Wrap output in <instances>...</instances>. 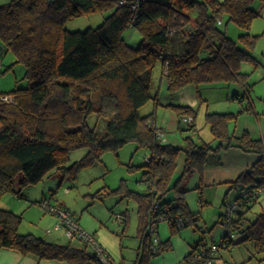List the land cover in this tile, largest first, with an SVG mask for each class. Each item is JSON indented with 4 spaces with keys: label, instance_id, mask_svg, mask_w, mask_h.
I'll return each mask as SVG.
<instances>
[{
    "label": "trees",
    "instance_id": "obj_1",
    "mask_svg": "<svg viewBox=\"0 0 264 264\" xmlns=\"http://www.w3.org/2000/svg\"><path fill=\"white\" fill-rule=\"evenodd\" d=\"M256 1L139 0L137 10L133 9L134 0L127 4L119 0H12L0 4L4 51L14 50L18 61L27 67L29 81L26 87L0 93V200L8 193L27 198L25 189L52 171L75 179L84 168L102 161L106 151H118L128 142L138 141L152 152L145 164L149 185L146 191L129 190L126 195L138 202V236L143 249L137 261L151 264L154 256L170 249V238L161 241L157 251L152 250L149 226H159L164 213L185 219L184 226L169 221L172 234L192 223L197 225L200 213L190 208L186 196L189 177L197 171L202 176L213 153L239 147L258 153L259 159L232 182L233 188L241 190L236 198L238 206L242 203L247 207L231 216L232 230L240 238H228L226 231L222 240L227 247L250 242L252 256L262 254L264 262V210L255 219L247 218L246 212L259 197L248 201L242 193L264 182V140L248 131L240 136L231 133L230 123L237 117L234 112L208 113L219 144L190 143L185 148L184 170L175 178L182 148L159 136L164 130L157 125L155 111L141 112L150 101L157 108L161 104L158 90L153 89L158 63L167 76L171 95L192 83H247L248 73L241 71L243 62L259 64L252 52L258 35L250 32L260 14L254 7ZM94 12L109 14L97 27L74 31L66 27L68 20ZM225 17L241 27L238 39L221 26ZM129 27L143 35L138 46L129 44L124 35ZM95 91L101 95L98 104L93 100ZM6 95L12 100H4ZM168 105L181 124L186 116H193L189 129L195 128L194 107ZM94 113L108 119L105 132L89 123ZM82 147L88 148L86 154L68 164L71 152ZM118 190L121 187L112 191ZM221 216L225 219L227 211ZM121 217L125 231L129 222L126 212ZM22 220V214L0 207V248L70 264H104L85 241L78 247L73 239L59 243L22 233ZM205 241L203 237L198 243ZM180 264H194L192 252Z\"/></svg>",
    "mask_w": 264,
    "mask_h": 264
},
{
    "label": "rangeland",
    "instance_id": "obj_2",
    "mask_svg": "<svg viewBox=\"0 0 264 264\" xmlns=\"http://www.w3.org/2000/svg\"><path fill=\"white\" fill-rule=\"evenodd\" d=\"M11 1L0 0V4H7ZM260 1L262 0H257V3ZM108 14L102 12L82 14L68 20L66 27L73 31L97 27ZM221 26L235 39H238L242 32L241 27L234 21H228L227 17L223 19ZM250 32L258 35L252 52L258 58L259 64L251 61L243 62L241 71L248 73L247 83H243L241 80H219L200 84L192 83L183 87L187 89L183 91L186 95L181 100L184 104L197 110L195 129H189V124L186 122L179 127L176 122H172V112L176 111L171 105L159 104L157 108L154 101H150L141 109L144 115L155 111L157 125L161 129L165 128L166 140L164 141L182 148L177 159L175 178L182 173L186 157L185 148L190 143L209 142L214 147L219 144L220 140L215 139L212 126L208 122V113L234 112L237 117L230 123L232 132L235 129V131L243 133L245 129H248L252 137L264 140V15L261 14L254 19ZM124 35L132 46H138L143 38V35L135 27H129ZM178 39L176 37V43L179 41ZM5 48V43L0 39V93L10 91L15 87H26L29 84L26 78V65L18 61L14 50L4 51ZM162 72V64L158 63L154 69L153 89L158 90L159 96L161 86L164 87L165 92H169L168 80L164 78ZM241 83L249 89L245 105L239 99H231L238 89L241 90V93L245 92ZM100 97V92L93 93L95 103L100 102ZM249 99L252 101L251 109L245 107ZM178 100L174 99L173 101L176 103ZM89 123L99 132H105L108 119L94 113L89 117ZM87 151V147L73 150L68 164L82 158ZM151 156L152 152L148 146H141L138 141H130L118 151H106L102 161L84 168L77 178H62L60 173L52 171L40 182L25 189L27 198H20L15 194L8 193L0 200V207L13 211L17 208L18 211L15 212L23 215L20 225L22 233H34L49 241L55 239L59 243H67L72 239L66 235L63 229H55L59 220L58 216L49 212L39 201L44 199L46 203L50 202L52 205L64 204L75 213L84 229L96 235L98 242L117 264H133L139 259L140 250L143 247L141 238L138 236V202L133 196L126 194L129 190L146 191L148 189L149 180L145 174V164ZM197 174L200 172H194L189 177L187 187H191V189L186 196L190 208L194 212L199 211L200 213L198 224L192 223L185 226L174 235L185 233L189 237L194 236L193 241L205 236V239L210 241L213 239L220 241L224 233L228 231L224 217L219 218L223 209H225L223 213L227 211L225 208L227 206L223 202L227 187L220 184L214 187L203 186L205 187L204 196L208 202L202 206L200 190L193 188L196 185ZM119 187H121L120 191H112ZM239 195L238 188L231 189L227 205L235 203ZM246 208V205L241 203L233 216L236 217L237 211H244ZM263 210L264 194L248 209L246 216L249 219H255L257 214ZM125 212L129 222L124 231V225L118 215L123 216ZM57 233L62 234V237L55 238L54 235ZM171 234L169 221L161 220L154 236L165 241ZM73 243L78 247L84 246V241L80 239H73ZM254 260L258 261V258ZM136 264L141 263L137 261Z\"/></svg>",
    "mask_w": 264,
    "mask_h": 264
},
{
    "label": "crops",
    "instance_id": "obj_3",
    "mask_svg": "<svg viewBox=\"0 0 264 264\" xmlns=\"http://www.w3.org/2000/svg\"><path fill=\"white\" fill-rule=\"evenodd\" d=\"M254 7L260 13L259 16L261 14L264 15V0L258 3L256 1L254 4ZM163 76L164 78L167 79V76L165 74ZM164 81L165 79L163 80V84H164ZM241 84L243 85L245 92L241 93V90L238 89L231 96V99H239L243 103V105H245L247 96H249V89L243 83ZM186 89L187 88L185 89L183 88V90L177 91L173 95H171L170 92H165L164 87L161 86V90H160L161 104L168 105L170 103H174L173 101L174 99H177V100L179 99L174 104L186 105L181 100V98L185 97L186 95L183 93V91L184 90L186 91ZM243 94H244V97H242ZM249 100H248V104H246L245 106L247 109L252 108V101L251 100L249 101ZM216 112H221V111H216ZM222 112H225V111H222ZM172 122H176L179 127L185 121H183V123L181 124L177 113L172 112ZM162 130H164L163 131L164 133L165 128H162ZM245 131L249 132L248 129H245ZM245 131H243V133ZM231 133L237 136H240L243 134V133H239L238 131H235V129H234V132L231 131ZM163 139L166 140L165 135ZM258 159H259L258 153L247 152L239 147H231L228 149H224L219 153H213L209 158V161L202 173V176L201 174H197L196 185L195 187H193V188H197L198 190H200L199 192H200L202 206L208 202V199H205V196H204L205 187L203 186L207 185V186L214 187L217 184L227 187V191L225 193L226 195L223 198V202L226 198L227 203L224 202V204L227 206L229 202L228 201L229 192L231 189H233L232 182L235 181L242 172H244L250 166H252ZM185 160H186V157H185ZM184 166H185V161H184ZM183 170H184V167L182 171ZM189 189H191V187H189ZM238 189L240 190V188ZM59 205L67 207L64 204H59ZM15 211H18L17 208H15ZM224 211L225 209H223L222 212L220 213L219 215L220 219L222 218L221 215L223 214ZM245 222L248 223L247 220H245ZM59 234L60 233H57V235H54L55 238H58V239L61 238L62 234L60 235ZM193 237H189L185 233L184 234L178 233L175 235L171 234L169 236L171 249L164 253H160L154 256L151 259V264H180L182 263L185 257L191 253V247L194 244H197L203 238L202 237L198 239L197 241H193L194 240ZM204 238H206V236ZM236 238L239 239L240 235H237ZM53 240L57 242L55 239ZM205 240H206L205 242H210L209 239H205ZM252 250H253V245L250 242H245L241 244L235 243L231 245V247L224 248L221 250V252L217 255L215 264H264V262L262 261L263 255L256 254V256H252ZM255 258H258V261L254 260ZM135 263L136 261L133 264ZM0 264H70V263L66 261L56 260V259L40 258L39 256L32 254V253L25 255L14 249L0 248Z\"/></svg>",
    "mask_w": 264,
    "mask_h": 264
},
{
    "label": "built area",
    "instance_id": "obj_4",
    "mask_svg": "<svg viewBox=\"0 0 264 264\" xmlns=\"http://www.w3.org/2000/svg\"><path fill=\"white\" fill-rule=\"evenodd\" d=\"M119 2L121 4H127L129 0H119ZM138 7H139V0H134L133 9L137 10ZM135 17L136 15L134 16L132 23L135 20ZM2 98L8 101L12 100V97L9 95L2 96ZM184 121L188 123L190 126V124H192L194 121V117L186 116ZM164 135L165 134L162 131H159V136L161 138H164ZM242 193L244 198L248 201H250L255 197H260L262 194H264V182L261 185L254 187L252 189H245ZM40 204L44 205L49 212L58 216L59 220H58V224L55 227L56 230L63 229L69 238L80 239L82 241L87 242L97 252V254L99 255V257L101 258L104 264H117L108 254V252L102 246V244L98 242L96 235L84 229L70 209L62 205H52L50 202L46 203V201H43ZM157 206H159V204H157ZM237 206H238L237 202L229 204L227 207V216L225 217V223L228 226V231H229L228 238L231 239L236 237L235 232L232 230L230 221L232 218L231 216L233 215ZM118 218L122 220L121 215H118ZM164 219L171 222L173 221L177 223L179 226L185 225V219L181 215L174 216L172 214L164 213L159 217V221ZM149 229L152 233L151 240L149 241V246L152 248V250L157 251L161 244V240L158 237L154 236V232H156L158 229L157 223L151 224L149 226ZM227 246H228L227 242L222 239L220 241L213 239L210 242L194 244L191 247L193 263L215 264L217 255L221 252L222 249L226 248ZM162 252L163 251H161V253Z\"/></svg>",
    "mask_w": 264,
    "mask_h": 264
}]
</instances>
